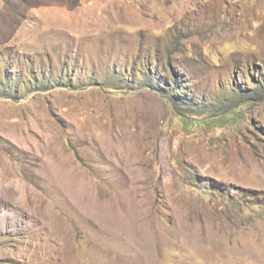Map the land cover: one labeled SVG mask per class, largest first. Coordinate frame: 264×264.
<instances>
[{"label": "rangeland", "instance_id": "obj_1", "mask_svg": "<svg viewBox=\"0 0 264 264\" xmlns=\"http://www.w3.org/2000/svg\"><path fill=\"white\" fill-rule=\"evenodd\" d=\"M258 89L264 0H0V264H264Z\"/></svg>", "mask_w": 264, "mask_h": 264}, {"label": "trees", "instance_id": "obj_2", "mask_svg": "<svg viewBox=\"0 0 264 264\" xmlns=\"http://www.w3.org/2000/svg\"><path fill=\"white\" fill-rule=\"evenodd\" d=\"M145 73H146L145 77L148 76V70ZM172 88H174L175 90H179L175 83H174V86ZM255 92L258 93V95H260V97L264 98V91L258 89Z\"/></svg>", "mask_w": 264, "mask_h": 264}]
</instances>
